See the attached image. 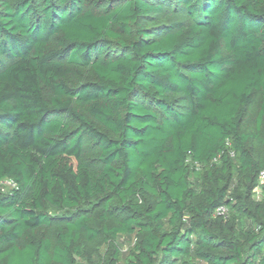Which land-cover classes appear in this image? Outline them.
<instances>
[{"label":"trees","instance_id":"obj_1","mask_svg":"<svg viewBox=\"0 0 264 264\" xmlns=\"http://www.w3.org/2000/svg\"><path fill=\"white\" fill-rule=\"evenodd\" d=\"M263 170L264 0H0V264H264Z\"/></svg>","mask_w":264,"mask_h":264},{"label":"rangeland","instance_id":"obj_2","mask_svg":"<svg viewBox=\"0 0 264 264\" xmlns=\"http://www.w3.org/2000/svg\"><path fill=\"white\" fill-rule=\"evenodd\" d=\"M86 146L87 148H90L91 147V142L90 140H86ZM92 150V149H91ZM91 155H92V151H91ZM261 197V191L260 189L257 190V193L255 195V198L256 199H259ZM51 213H54V211H51ZM133 245V241L131 238H127V237H123L121 238L120 240V246L122 248V251H123V257L124 258H127V255H128V251L130 250V248L132 247ZM125 260V259H124Z\"/></svg>","mask_w":264,"mask_h":264},{"label":"built area","instance_id":"obj_3","mask_svg":"<svg viewBox=\"0 0 264 264\" xmlns=\"http://www.w3.org/2000/svg\"><path fill=\"white\" fill-rule=\"evenodd\" d=\"M260 182L264 183V170L260 173ZM227 213V209L225 207H221L218 211V215H225ZM81 264H86V263H81Z\"/></svg>","mask_w":264,"mask_h":264}]
</instances>
